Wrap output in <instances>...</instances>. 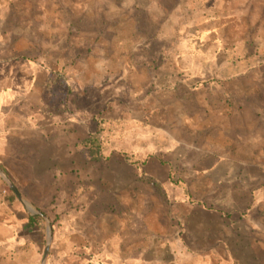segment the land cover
I'll use <instances>...</instances> for the list:
<instances>
[{
	"label": "rangeland",
	"instance_id": "1",
	"mask_svg": "<svg viewBox=\"0 0 264 264\" xmlns=\"http://www.w3.org/2000/svg\"><path fill=\"white\" fill-rule=\"evenodd\" d=\"M0 58L71 134L53 188L6 158L33 207L135 220L144 264H264V0H0Z\"/></svg>",
	"mask_w": 264,
	"mask_h": 264
},
{
	"label": "crops",
	"instance_id": "2",
	"mask_svg": "<svg viewBox=\"0 0 264 264\" xmlns=\"http://www.w3.org/2000/svg\"><path fill=\"white\" fill-rule=\"evenodd\" d=\"M28 67L22 61L0 58V169L14 182L24 200L10 189L6 191L7 185L0 176V264H42L44 232L39 228V219L32 222L31 216H39L32 214V208L44 213L52 224L50 252L45 264H88L86 258L101 260L100 264H144V255L147 258L151 253L152 244L144 241L149 236L136 233L139 227L135 220L122 224L110 218L97 224L82 212L65 213L60 218L51 216L43 208L33 207L39 206L43 199L29 198L22 190L21 181L19 184L9 174L6 158L31 157L24 161L22 170L31 174V178L20 180L30 183L32 189L53 188L56 181L51 174L58 171V177L63 178L71 166V134L56 127L53 117L43 115L48 105L44 96L38 100L32 95V74L22 71ZM45 84L46 80L41 87ZM58 186L63 188V182ZM188 188L191 193L189 185ZM180 191L187 199H192V193L190 198ZM80 193L79 190L78 197ZM39 217L47 227L46 246L48 222ZM143 227L150 232L148 223L144 222Z\"/></svg>",
	"mask_w": 264,
	"mask_h": 264
},
{
	"label": "trees",
	"instance_id": "3",
	"mask_svg": "<svg viewBox=\"0 0 264 264\" xmlns=\"http://www.w3.org/2000/svg\"><path fill=\"white\" fill-rule=\"evenodd\" d=\"M98 142V138L95 137V135H92L90 138L87 139L86 143L88 144H97ZM118 153V152H117ZM119 154L122 156V158L124 159V161L130 165H134V166H147L148 165V160H141L138 159L134 156H131L127 153L124 152H119ZM170 181L172 182L173 185H175L176 187H178L180 190L183 191V193L191 198V193L190 190L188 188L187 183L181 179V178H176V176L172 175L170 177ZM32 222L35 221L36 219H40L39 216H31L30 217Z\"/></svg>",
	"mask_w": 264,
	"mask_h": 264
},
{
	"label": "water",
	"instance_id": "4",
	"mask_svg": "<svg viewBox=\"0 0 264 264\" xmlns=\"http://www.w3.org/2000/svg\"><path fill=\"white\" fill-rule=\"evenodd\" d=\"M0 176L2 177V179H3V181L5 182V184L7 185V187H8L12 192H14V193L18 196V198H19L20 200L24 201L23 198H22V196H21V194H20L19 189L16 187V185L14 184V182H13V181L10 179V177H9V176H8L3 170H1V169H0ZM31 208H32V207H31ZM31 210H32V211H31L32 214L42 216V217H44V218L47 220V222H48V242H47V244H46V246H45V250H44V254H43V260H42V264H45V263H46V260H47V258H48V256H49V252H50L51 238H52V234H53V232H52V224H51L50 220L48 219V217H46V216L44 215V213H42L41 211H39V210H37V209H35V208H32Z\"/></svg>",
	"mask_w": 264,
	"mask_h": 264
}]
</instances>
